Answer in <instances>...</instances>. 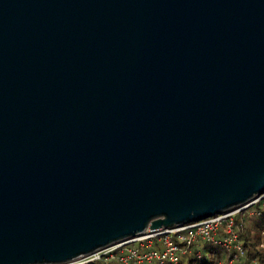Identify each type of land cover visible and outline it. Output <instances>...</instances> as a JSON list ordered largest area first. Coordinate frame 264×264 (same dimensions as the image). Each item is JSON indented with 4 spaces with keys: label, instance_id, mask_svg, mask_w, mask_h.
I'll list each match as a JSON object with an SVG mask.
<instances>
[{
    "label": "water",
    "instance_id": "water-1",
    "mask_svg": "<svg viewBox=\"0 0 264 264\" xmlns=\"http://www.w3.org/2000/svg\"><path fill=\"white\" fill-rule=\"evenodd\" d=\"M262 193L264 0H0V264Z\"/></svg>",
    "mask_w": 264,
    "mask_h": 264
},
{
    "label": "built area",
    "instance_id": "built-area-1",
    "mask_svg": "<svg viewBox=\"0 0 264 264\" xmlns=\"http://www.w3.org/2000/svg\"><path fill=\"white\" fill-rule=\"evenodd\" d=\"M246 211L264 217V193L203 220L170 228H147L138 236L126 238L62 264H90L96 261H116L120 264H181L184 255L190 253L200 241L219 244L229 253L227 262L219 260L217 264H233L244 253L237 231L236 216ZM261 246L264 247V241Z\"/></svg>",
    "mask_w": 264,
    "mask_h": 264
},
{
    "label": "trees",
    "instance_id": "trees-1",
    "mask_svg": "<svg viewBox=\"0 0 264 264\" xmlns=\"http://www.w3.org/2000/svg\"><path fill=\"white\" fill-rule=\"evenodd\" d=\"M236 223L244 253L233 264H264V247L261 246L264 241V234H262V231H264V217L246 211L236 216ZM229 256V253L221 245L200 241L194 245L190 253L184 255L181 264H217L219 260L227 262ZM90 264L120 263L116 261L109 263L96 261Z\"/></svg>",
    "mask_w": 264,
    "mask_h": 264
}]
</instances>
